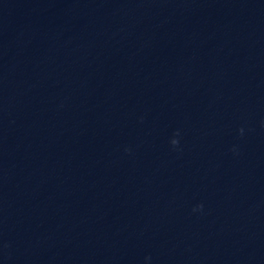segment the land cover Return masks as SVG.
Returning <instances> with one entry per match:
<instances>
[{
    "label": "clouds",
    "instance_id": "obj_1",
    "mask_svg": "<svg viewBox=\"0 0 264 264\" xmlns=\"http://www.w3.org/2000/svg\"><path fill=\"white\" fill-rule=\"evenodd\" d=\"M243 130L241 129V132H242ZM177 135H179V133H177ZM171 143L173 144V145H177L178 143H179V141L178 140H176V139H173L172 141H171ZM199 207H202V205H200Z\"/></svg>",
    "mask_w": 264,
    "mask_h": 264
}]
</instances>
